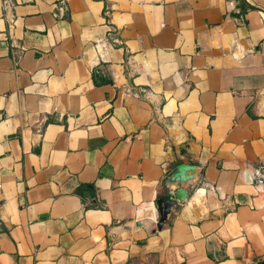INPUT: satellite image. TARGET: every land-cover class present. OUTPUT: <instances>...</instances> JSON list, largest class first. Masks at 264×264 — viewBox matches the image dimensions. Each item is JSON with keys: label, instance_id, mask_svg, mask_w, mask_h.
Returning a JSON list of instances; mask_svg holds the SVG:
<instances>
[{"label": "crops", "instance_id": "1", "mask_svg": "<svg viewBox=\"0 0 264 264\" xmlns=\"http://www.w3.org/2000/svg\"><path fill=\"white\" fill-rule=\"evenodd\" d=\"M0 264H264V0H0Z\"/></svg>", "mask_w": 264, "mask_h": 264}, {"label": "water", "instance_id": "2", "mask_svg": "<svg viewBox=\"0 0 264 264\" xmlns=\"http://www.w3.org/2000/svg\"><path fill=\"white\" fill-rule=\"evenodd\" d=\"M201 179V173L195 165L182 164L171 170L163 179L160 189L166 192L165 196L157 202L160 219L157 231H162L172 215L177 202H184L189 197L188 185ZM169 190L173 191L177 202L165 199Z\"/></svg>", "mask_w": 264, "mask_h": 264}]
</instances>
